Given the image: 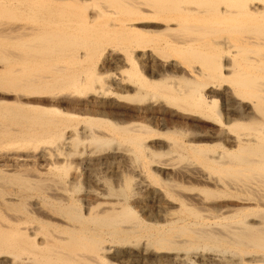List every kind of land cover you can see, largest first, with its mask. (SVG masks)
Returning <instances> with one entry per match:
<instances>
[{
	"label": "bare ground",
	"instance_id": "6f19581e",
	"mask_svg": "<svg viewBox=\"0 0 264 264\" xmlns=\"http://www.w3.org/2000/svg\"><path fill=\"white\" fill-rule=\"evenodd\" d=\"M0 264H264L261 0H0Z\"/></svg>",
	"mask_w": 264,
	"mask_h": 264
},
{
	"label": "rangeland",
	"instance_id": "374dc122",
	"mask_svg": "<svg viewBox=\"0 0 264 264\" xmlns=\"http://www.w3.org/2000/svg\"><path fill=\"white\" fill-rule=\"evenodd\" d=\"M109 10H112L111 8L109 9ZM87 11H89V10H87ZM107 15H109V16H107ZM107 15H106V17H105V19H103L108 25L109 24H111V23H113V22H115V20H116V15L115 14H112V13H110V11L109 12H107ZM111 16V18H109ZM110 19H108V18ZM102 21V20H101ZM103 21V22H104ZM99 21H97V22H95L94 23V27H96L97 26V24H99L98 23ZM101 23V22H100ZM97 28H99V27H97ZM109 38V39H108ZM102 42V44L101 43H99V46H98V43H97V45H95L94 44V46H92L91 44H89V47H90V45H91V47L89 48V50H92V51H89L90 53L92 52L93 53V58H92V61H91V63H96L97 62V58H98V53H99V49L100 48H102V47H106V48H109V47H111V46H116L117 47V50H118V53H120V50H119V48L121 47V43L120 42H117V41H114V39H112L111 38V36H110V34H105L104 36H103V40L101 41ZM113 43V44H112ZM101 44V45H100ZM92 47H93V49H92ZM79 51H85V49L84 48H80V50ZM88 52V51H87ZM197 64V63H196ZM111 67H108L107 69H110ZM110 72H112V68L110 69V70H108V73H110ZM228 83V82H227ZM92 86V87H91ZM95 85H88L87 87H84V88H82L81 89V91H80V94L83 96V97H86V96H92V95H94L93 93H94V91H95ZM93 88V89H92ZM84 90H86V91H84ZM63 106H65V105H63ZM86 148V147H85ZM165 157H167V156H164V157H162V159H165ZM166 161L168 160V157L165 159ZM117 166V165H116ZM119 167V170H122L124 167H122V166H118ZM117 167V168H118ZM116 167H113L112 169L113 170H111V172H110V170L107 172H104L105 171V169L103 168V167H100L99 169V171H100V176H102V177H110V174L112 173H114L115 171H119V170H116L117 169ZM122 168V169H121ZM167 168H171L170 166L169 167H167ZM115 170V171H114ZM124 170H126V168L124 169ZM130 170V173H132V174H134V172L131 170V169H129ZM101 171H103L102 173H101ZM110 172V173H109ZM109 175V176H108ZM171 177V176H170ZM111 178V177H110ZM172 179L174 180V181H176L178 184H180V185H182V186H190V184L192 183V182H190V180H188L186 177H179L178 175L176 176H173L172 175ZM184 180H186L187 181V183L186 182H184ZM193 185H195V184H193ZM179 188V187H178ZM183 188L182 187H180V189L179 190H182Z\"/></svg>",
	"mask_w": 264,
	"mask_h": 264
},
{
	"label": "snow or ice",
	"instance_id": "6c2138e0",
	"mask_svg": "<svg viewBox=\"0 0 264 264\" xmlns=\"http://www.w3.org/2000/svg\"><path fill=\"white\" fill-rule=\"evenodd\" d=\"M261 3L264 4V0H261ZM257 6H259V5H257ZM250 7H251V5H250Z\"/></svg>",
	"mask_w": 264,
	"mask_h": 264
}]
</instances>
